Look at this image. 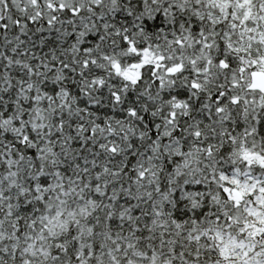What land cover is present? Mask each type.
Returning a JSON list of instances; mask_svg holds the SVG:
<instances>
[{
	"label": "snow or ice",
	"instance_id": "1",
	"mask_svg": "<svg viewBox=\"0 0 264 264\" xmlns=\"http://www.w3.org/2000/svg\"><path fill=\"white\" fill-rule=\"evenodd\" d=\"M0 264H264V0H0Z\"/></svg>",
	"mask_w": 264,
	"mask_h": 264
}]
</instances>
